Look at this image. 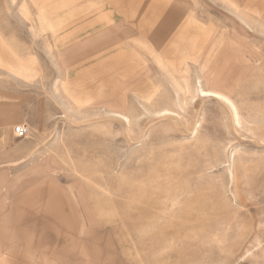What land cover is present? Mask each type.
Returning a JSON list of instances; mask_svg holds the SVG:
<instances>
[{"label":"rangeland","instance_id":"374dc122","mask_svg":"<svg viewBox=\"0 0 264 264\" xmlns=\"http://www.w3.org/2000/svg\"><path fill=\"white\" fill-rule=\"evenodd\" d=\"M0 264H264V0H0Z\"/></svg>","mask_w":264,"mask_h":264},{"label":"built area","instance_id":"2783aa9c","mask_svg":"<svg viewBox=\"0 0 264 264\" xmlns=\"http://www.w3.org/2000/svg\"><path fill=\"white\" fill-rule=\"evenodd\" d=\"M14 133L17 137L23 138L29 134V128L26 125H18L14 129Z\"/></svg>","mask_w":264,"mask_h":264},{"label":"bare ground","instance_id":"6f19581e","mask_svg":"<svg viewBox=\"0 0 264 264\" xmlns=\"http://www.w3.org/2000/svg\"><path fill=\"white\" fill-rule=\"evenodd\" d=\"M202 93L203 94H206V95H216L217 97L218 96H222L221 94H219V93H217V92H212V91H205V90H202ZM224 97H226L225 95H224ZM226 99H228V98H226ZM229 101H230V99H228ZM230 103H231V101H230ZM234 105V104H233ZM233 108L235 109V113L237 114L238 112H237V108L235 107V106H233ZM165 111V110H164ZM125 116V115H124Z\"/></svg>","mask_w":264,"mask_h":264},{"label":"crops","instance_id":"0c3cea01","mask_svg":"<svg viewBox=\"0 0 264 264\" xmlns=\"http://www.w3.org/2000/svg\"><path fill=\"white\" fill-rule=\"evenodd\" d=\"M48 23H49V25H51L52 27H54V23L53 22L49 21Z\"/></svg>","mask_w":264,"mask_h":264}]
</instances>
